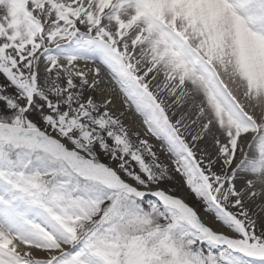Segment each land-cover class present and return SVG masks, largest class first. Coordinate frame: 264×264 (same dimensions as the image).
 Here are the masks:
<instances>
[{
    "label": "snow or ice",
    "instance_id": "obj_1",
    "mask_svg": "<svg viewBox=\"0 0 264 264\" xmlns=\"http://www.w3.org/2000/svg\"><path fill=\"white\" fill-rule=\"evenodd\" d=\"M0 264H264V0H0Z\"/></svg>",
    "mask_w": 264,
    "mask_h": 264
}]
</instances>
